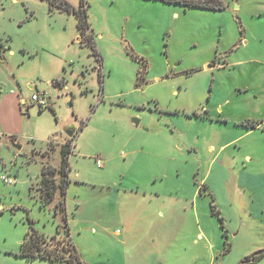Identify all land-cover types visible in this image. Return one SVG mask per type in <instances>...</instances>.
I'll use <instances>...</instances> for the list:
<instances>
[{
    "label": "rangeland",
    "instance_id": "1",
    "mask_svg": "<svg viewBox=\"0 0 264 264\" xmlns=\"http://www.w3.org/2000/svg\"><path fill=\"white\" fill-rule=\"evenodd\" d=\"M63 1L83 5L84 32L49 0H0V173L14 181L0 182V264H57L18 253L30 227L66 228L59 195L42 207L37 189L72 124L66 203L84 264H238L263 249L264 0ZM146 184L164 203L152 216Z\"/></svg>",
    "mask_w": 264,
    "mask_h": 264
},
{
    "label": "trees",
    "instance_id": "2",
    "mask_svg": "<svg viewBox=\"0 0 264 264\" xmlns=\"http://www.w3.org/2000/svg\"><path fill=\"white\" fill-rule=\"evenodd\" d=\"M84 0H82L83 3ZM169 3H180L186 7H200L211 10H220L224 8V4L220 0H162ZM50 8L56 7L68 13L73 12L78 18V28L84 32L87 26L85 8L81 5L80 9L74 10L63 0H49ZM24 104L21 103V107ZM27 109V108H26ZM24 112V111H23ZM75 135V133H74ZM74 135L67 138L66 142L61 144L59 166L52 167L44 165L38 178V200L42 207H48L55 203L57 196L60 199V210L64 211L62 198L66 193V187L69 183L67 178L69 171V156L72 151ZM9 139L17 140L15 136H10ZM59 202V201H57ZM210 210L213 215H216L220 221L221 227L224 228L223 218L220 211L217 209L214 199H211ZM56 212V211H55ZM66 226V214L63 215ZM57 235L50 238L39 233L34 227H30L25 238L20 243L19 255L26 260L43 259L49 262H66L70 264H82L79 252L73 244L67 227L62 229L58 225ZM226 236V230H223ZM230 250V244L225 241L224 253ZM264 256V248L254 251L244 256L238 264H255Z\"/></svg>",
    "mask_w": 264,
    "mask_h": 264
},
{
    "label": "crops",
    "instance_id": "3",
    "mask_svg": "<svg viewBox=\"0 0 264 264\" xmlns=\"http://www.w3.org/2000/svg\"><path fill=\"white\" fill-rule=\"evenodd\" d=\"M1 97V96H0ZM6 96L5 95H2V97H1V99H0V111L2 110V104H3V101H4V98H5ZM21 100L22 99H19V100H17L18 102H19V104H20V107H21ZM22 109V108H21ZM22 111V110H21ZM221 114V113H220ZM225 120H227V118H224ZM135 121H137V120H135ZM256 121H258L257 123V126L255 125V128L257 129V128H260V124L262 123V124H264V120H256ZM3 123V122H2ZM137 123H138V121H137ZM4 125V124H3ZM255 128H253V130L255 129ZM76 129H77V126H76ZM65 139H66V136H65V138H64V141H65ZM7 141H8V139H7ZM9 142V141H8ZM64 142L62 141L61 142V144H63ZM60 144V145H61ZM144 145H146V141L145 140H140V144H139V148L137 149V150H132L130 153L131 154H134V153H137V152H140V151H142V148L144 147ZM213 149V148H212ZM71 153H72V151H71ZM74 153V152H73ZM69 172H70V168H69V171H68V175H67V178H68V180H69V183H70V177H69ZM0 175H3V173H0ZM156 179V178H155ZM69 183H68V185H67V187H66V193H65V195H64V197L62 198V200H63V204H64V211H63V213H65L66 214V227H67V229H68V232H69V235H70V224L72 225L73 223H74V220H70V218H68V214H67V209H68V207H67V203H66V194H67V188H68V186H69ZM146 185H148V184H146ZM150 185V184H149ZM149 185L147 186V187H145V188H143V191L144 192H146L147 193V191H149V193H150V195L148 196V198H146V199H144V202H143V207H146L147 206V208H148V216H152V214H157L158 212H159V210L160 209H162V205L164 204V203H159L158 202V198H159V196H158V190H156V189H152V188H150V189H152V190H147V188L149 187ZM138 187L140 188V185H138ZM203 188H205V189H207V185H202V187H200V190L201 189H203ZM152 196H155V198L154 199H152ZM165 212L163 211V214H164ZM68 225V226H67ZM71 237V236H70ZM71 240H72V238H71ZM73 242V241H72ZM74 244V243H73ZM76 247V246H75ZM230 249H232V246L230 247ZM230 251V250H229ZM79 252V251H78ZM247 253V252H246ZM246 253H244V254H246ZM80 255V254H79ZM243 255V254H242ZM81 261H82V259H81ZM49 262V261H48ZM57 264H70V263H66V262H57ZM82 264H84V262L82 261Z\"/></svg>",
    "mask_w": 264,
    "mask_h": 264
},
{
    "label": "built area",
    "instance_id": "4",
    "mask_svg": "<svg viewBox=\"0 0 264 264\" xmlns=\"http://www.w3.org/2000/svg\"><path fill=\"white\" fill-rule=\"evenodd\" d=\"M53 84L59 85L60 83L58 81H54ZM48 98L49 96L45 91H38L31 94L30 101L32 103H36L39 107H42L49 105ZM96 164L99 167L103 166V162L101 161L100 158H96ZM0 182L1 183L3 182L5 184H13L14 181L12 177L3 174L0 175Z\"/></svg>",
    "mask_w": 264,
    "mask_h": 264
},
{
    "label": "water",
    "instance_id": "5",
    "mask_svg": "<svg viewBox=\"0 0 264 264\" xmlns=\"http://www.w3.org/2000/svg\"><path fill=\"white\" fill-rule=\"evenodd\" d=\"M21 102L24 104L25 100H21ZM22 111L26 112L27 109L25 108L24 110L22 109ZM137 123V121H136ZM76 132V125L72 124L66 131H65V135L69 138L72 137L74 135V133ZM9 143L11 144V146L16 149V150H20L21 149V145L18 144V142L14 141L13 139H9L8 140Z\"/></svg>",
    "mask_w": 264,
    "mask_h": 264
}]
</instances>
